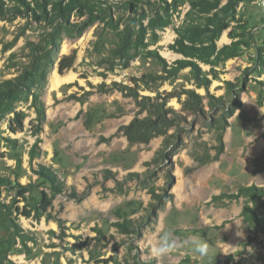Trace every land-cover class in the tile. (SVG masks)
<instances>
[{"label": "rangeland", "instance_id": "374dc122", "mask_svg": "<svg viewBox=\"0 0 264 264\" xmlns=\"http://www.w3.org/2000/svg\"><path fill=\"white\" fill-rule=\"evenodd\" d=\"M198 1L207 8L215 4L82 0L91 14L79 17L74 10L65 21L54 10L61 0H0V83L30 69L34 58L48 67L44 81L35 77L26 99L0 116V264H133L138 257L153 264H223L229 255L235 263L260 264L249 257L264 255V250L255 244L240 246L249 235L241 218L245 200L227 195L240 187L264 188V72L258 75L256 63V49L264 41V0H240L233 19L218 13L227 28L214 45L218 51L236 43L235 56L225 57V50L210 64L170 49L179 35L207 25L226 3L222 0L217 8L202 12L191 6ZM126 36L128 45L122 46ZM72 56L70 67L60 73L59 64ZM178 60L196 63L210 81L208 90L197 87L190 67L169 74ZM54 74L73 79L55 89ZM145 75L153 78L134 84ZM112 83L144 97L174 94L167 106L181 115L177 133L182 145L171 150L173 201L138 240L117 233L115 215H145L148 190L162 193L167 187L168 167L148 166L164 138L148 144L127 142L119 127L146 114ZM227 83H232L231 90ZM189 90L201 97L204 113L183 109ZM34 95L44 105L42 122L37 120ZM237 96L242 105L226 118L223 154L198 166L196 157L214 155L222 117ZM212 99H220V106L211 108ZM15 112L24 120L23 128L13 132ZM89 115L86 129L83 121ZM40 166L51 169L66 191L53 194L50 219H26L16 209L35 203L41 191L51 193L50 184L38 175ZM22 186L29 190L19 196ZM165 232L181 240L202 238L209 250L200 255L186 244L157 258L152 249ZM238 251H243L242 259Z\"/></svg>", "mask_w": 264, "mask_h": 264}, {"label": "trees", "instance_id": "16d2710c", "mask_svg": "<svg viewBox=\"0 0 264 264\" xmlns=\"http://www.w3.org/2000/svg\"><path fill=\"white\" fill-rule=\"evenodd\" d=\"M65 0H61L55 5L54 10L57 12L58 17L67 21V18L71 12L77 11L79 17H83L86 13L91 14V10L87 8L82 0H68L66 4H63ZM205 2L206 0H202ZM220 1L214 0V6L211 8L204 7L201 1L192 2V7H201L202 12H208L217 8ZM240 0H226L225 5L218 9L213 18L209 20V23L204 27H195L188 30L185 34L179 35L175 40L174 44L170 46V49L176 53L181 54L185 58L196 59V61L203 64H210V59L215 55L218 59L221 54L228 50L226 53L227 58L235 56L234 46L236 43H232L231 47H225L222 50H216L214 41L218 39L220 33L227 28V24L223 23L222 19L218 17V13H222L224 16L228 15L231 19L234 18V8ZM210 26L212 28H210ZM139 40V39H138ZM205 44V45H204ZM128 45L127 36L124 38L122 46ZM200 45V47H197ZM43 57L47 59V55ZM34 58L30 69H24L20 75L14 77L11 80H6L0 83V116L9 113L13 110L14 105L25 100L24 94L29 88V84L33 82L35 77H39L42 81L45 79V75L48 67L42 65L41 62L35 61ZM73 56L70 58H64L59 64V72L62 73L65 69L69 68L72 63ZM65 61L67 63L65 64ZM49 63H51L49 61ZM256 63L259 68L258 75L261 76L264 72V41L262 46L256 49ZM190 67L192 76L195 80L197 87H202L208 90L210 81L202 76L201 69L194 62L187 60H178L175 62V66L171 68L168 73H177V71ZM165 69V68H164ZM152 75H145L140 79H134V84L148 81L152 79ZM115 90L120 91L126 96L133 98L136 105L140 107L141 112L146 115L143 118H135L129 124L119 127L118 131L126 138L129 144H148L152 139L157 137H163V143L161 148L155 153L153 159L148 166L153 164H165L168 169L165 171V178L167 187L162 193H158L155 188L148 190L150 196V202L145 209V215L138 218H131L126 213H116L117 221L113 224L117 233L131 240H138L142 238V231L145 227L150 225L157 218L158 212L167 204V202L173 201V194L169 193V190L174 185L175 177L172 173V157L171 150L177 149L182 145L181 138L177 133L179 121L181 115L176 113L172 108L167 106L169 99L176 97L174 94H168L163 99L158 97L150 98L139 96L137 91L130 87H124L123 85L112 83ZM228 89L231 90L233 87L232 83H227ZM243 88V87H242ZM187 99L183 103V109L191 111L193 113H204L202 107V99L194 91H186ZM34 95V104L37 114V120L42 122L45 116L44 105ZM217 103H215V102ZM220 99H212L209 101L211 108L220 106ZM234 106L231 107L225 116H223V126L218 131L216 138V145L213 146L215 151L214 155L205 154L195 158L198 166H204L210 162H216L224 152L223 143V130L225 128L226 118L231 116L236 110H238L242 103L237 96L234 99ZM224 110V108H223ZM24 115L20 112L14 113V118L10 129L13 132L21 130L23 128ZM91 124V116L89 115L83 121L84 127L87 129ZM220 124V121H219ZM174 129V132L170 134V130ZM37 146V143L35 144ZM107 174V172H104ZM38 175L50 184V192L45 191L39 192V198L35 203H26L25 207L21 209L18 207L16 212L19 216L26 219H40L44 217L46 220L51 218L50 210L52 208L53 194H61L66 191V186L62 180L49 168L40 166ZM28 187H20L19 196H23L28 192ZM74 192V191H73ZM75 193V192H74ZM213 197L211 202L215 200ZM230 200H237L243 198L245 200L244 206L241 211L242 222L245 225L246 231L248 232L247 242L240 243V246L256 245L259 250H264V188L257 186L240 187L236 194L227 195ZM243 251H238L235 254L239 256V259L243 257ZM249 260H255L260 264H264V255L261 253H253L250 255ZM154 260L143 261L140 257L134 260L133 264H153ZM118 264V263H117ZM126 264V263H125ZM223 264H241L239 261L234 262L231 255L226 257Z\"/></svg>", "mask_w": 264, "mask_h": 264}, {"label": "clouds", "instance_id": "9594fccd", "mask_svg": "<svg viewBox=\"0 0 264 264\" xmlns=\"http://www.w3.org/2000/svg\"><path fill=\"white\" fill-rule=\"evenodd\" d=\"M186 244L193 245L192 251L200 255L207 254L209 250L207 241L202 238L197 239L196 237H192L188 240H181L173 233L165 232L157 239L152 249V254L157 258H163L184 247Z\"/></svg>", "mask_w": 264, "mask_h": 264}, {"label": "bare ground", "instance_id": "6f19581e", "mask_svg": "<svg viewBox=\"0 0 264 264\" xmlns=\"http://www.w3.org/2000/svg\"><path fill=\"white\" fill-rule=\"evenodd\" d=\"M72 79H73V76L70 74H67L65 76H60L58 74H54L52 76V79H51V86H52V88L56 89L61 83L68 82Z\"/></svg>", "mask_w": 264, "mask_h": 264}]
</instances>
